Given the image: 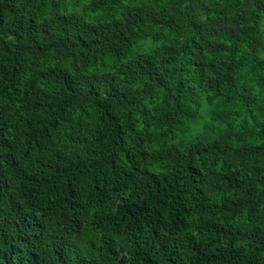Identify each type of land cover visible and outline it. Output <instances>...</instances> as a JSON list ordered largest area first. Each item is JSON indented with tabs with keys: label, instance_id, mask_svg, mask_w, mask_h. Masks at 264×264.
<instances>
[{
	"label": "trees",
	"instance_id": "1",
	"mask_svg": "<svg viewBox=\"0 0 264 264\" xmlns=\"http://www.w3.org/2000/svg\"><path fill=\"white\" fill-rule=\"evenodd\" d=\"M0 264H264V0H0Z\"/></svg>",
	"mask_w": 264,
	"mask_h": 264
}]
</instances>
